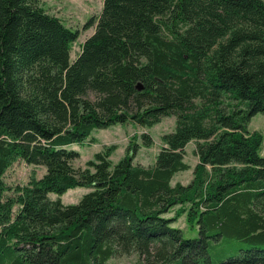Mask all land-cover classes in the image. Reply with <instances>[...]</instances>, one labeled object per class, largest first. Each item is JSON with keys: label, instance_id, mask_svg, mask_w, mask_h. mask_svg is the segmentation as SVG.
I'll return each instance as SVG.
<instances>
[{"label": "trees", "instance_id": "1", "mask_svg": "<svg viewBox=\"0 0 264 264\" xmlns=\"http://www.w3.org/2000/svg\"><path fill=\"white\" fill-rule=\"evenodd\" d=\"M41 1L0 0V264H264V135L248 128L264 111V0H102L72 60L77 29ZM169 114L152 164L132 141L73 165L94 128ZM190 140L193 177L172 184ZM17 159L45 172L7 194ZM75 186L90 188L76 202L49 194ZM225 236L245 244L215 262Z\"/></svg>", "mask_w": 264, "mask_h": 264}, {"label": "rangeland", "instance_id": "2", "mask_svg": "<svg viewBox=\"0 0 264 264\" xmlns=\"http://www.w3.org/2000/svg\"><path fill=\"white\" fill-rule=\"evenodd\" d=\"M44 8L53 14L59 16L62 21L73 29H77L78 36L73 41L70 58H75L78 54L82 41L94 30V24L84 26L91 16H96L102 7V0H42ZM175 126V115L169 114L161 117V120L152 126L139 125L132 122L115 123L103 128H94L91 135L95 137L94 142L86 140L83 144L72 143L71 146L78 150L79 155L72 161L73 165L84 167L86 160L93 156V153L102 149L104 145L116 144L115 149L110 155L112 162H116L125 152L126 147L132 141H137L140 145L137 148L134 156V162L141 163L145 166L154 162L155 155L159 151L162 140L161 136L165 132L171 131ZM250 130H259L264 135V111L255 113L248 122ZM146 132L151 136L152 142L145 145L142 142L141 133ZM195 140H190L184 147V160L189 164L187 169L177 171L171 183L180 181L186 184L191 181L193 177V168L198 161V156L194 151ZM261 154L264 155V137L261 144ZM45 172V166L41 164L27 163L22 159L15 160L5 171L4 180L9 188L6 190L7 194L12 193V188L17 184L28 183L32 174L40 177ZM90 188L86 186H75L67 189L61 194L50 192V196L55 198L60 197L64 203L76 202L81 195ZM178 205H175V207ZM173 207V209L175 208ZM167 215L174 214V211H169ZM184 215L178 217L173 221L174 225H179L183 229V235L186 237L197 234L195 227H187ZM237 238L234 236H225L224 243L215 245L211 248V254L214 261L222 258L223 252L231 245V243L245 244L243 240L230 239ZM229 241V242H228ZM233 252V251H232ZM231 253V251H230ZM111 264H138L135 253L122 254L114 256L110 259Z\"/></svg>", "mask_w": 264, "mask_h": 264}]
</instances>
